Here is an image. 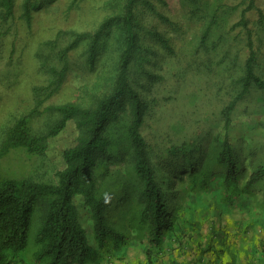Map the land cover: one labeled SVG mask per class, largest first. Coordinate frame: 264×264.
<instances>
[{
    "label": "rangeland",
    "instance_id": "1",
    "mask_svg": "<svg viewBox=\"0 0 264 264\" xmlns=\"http://www.w3.org/2000/svg\"><path fill=\"white\" fill-rule=\"evenodd\" d=\"M25 1L13 0L12 15L0 17V145L14 118L36 104V89L50 85L57 77L54 66L60 67L55 57L58 48L68 44L73 33L94 31L104 19L122 12V0H28L35 9L30 10L27 20L22 16ZM253 2L254 7L246 11L245 18L255 52L254 72L264 78V19L260 22L258 14L260 9L264 15V0ZM247 4L248 0H141L137 4L138 47L130 79L147 103L141 132L159 173L171 170V160L176 168L183 169L181 175L187 173L184 167L190 169L186 168L187 162H193L194 168L203 166L204 170L209 155H217L219 149L215 146L221 144L224 136L221 109L243 87L248 35L245 28L235 23ZM118 28L113 26L92 66L85 62L87 40L69 51V65L61 86L51 96L41 93L44 102L40 109L66 102L82 107L94 105L112 83L120 42ZM58 33L61 34L57 38ZM53 39H57L55 47L47 46V41ZM129 116L130 104L126 100L118 109L117 118L108 124L107 134L114 142L111 158L101 155L97 169L99 185L112 187L109 193L116 194V198L123 196L122 201L134 198V189L141 187L131 169L133 162L125 132ZM57 117L55 112L43 111L32 120L33 132L45 134ZM231 120L229 142L243 167L250 170L258 163L264 164V91L250 82L244 95L236 100ZM79 135L77 121L71 120L58 136L46 139L41 154H30L24 148L0 153V172L14 178L56 182V171L64 167L62 151L76 144ZM183 143L190 146L187 156L177 152L164 163L161 158L167 149ZM104 169L118 171L114 172L122 176L125 184L115 188L118 181L114 185L109 176L103 180L100 174ZM177 185L173 182L169 188L175 191ZM206 191L196 199L189 197L182 186L179 191L185 215L189 214L186 205L195 206L192 216L198 229L191 246L208 236L213 221L220 229L219 238L226 233L225 241L219 243L220 247L225 245L223 264H264V180L257 190V204L246 208H223L217 201V190ZM106 204L108 214L117 219L120 204L114 198ZM44 207V201L35 205L28 246L19 264H35V235ZM180 253L182 263L198 254L183 247ZM143 260V252L132 241L123 258L108 256L101 264H137Z\"/></svg>",
    "mask_w": 264,
    "mask_h": 264
},
{
    "label": "trees",
    "instance_id": "2",
    "mask_svg": "<svg viewBox=\"0 0 264 264\" xmlns=\"http://www.w3.org/2000/svg\"><path fill=\"white\" fill-rule=\"evenodd\" d=\"M140 1L122 0L120 15L104 19L94 31L73 33L72 40L56 52L55 57L60 64L58 69L54 66L57 77L50 85L36 89V104L14 118L7 128L0 145L1 154L16 148H24L30 154H41L45 151L46 139L58 136L71 120L77 121L80 135L76 144L62 151L64 167L56 171V182L28 177L14 178L0 172V264L23 262L21 255L28 246L33 212L38 201H44L45 207L35 235L38 245L35 264H101V260L108 256L123 258L132 241L138 244L144 254V260L137 264H223L225 245L220 247L219 243L225 241L226 233L219 238L220 229L213 225V221L208 236L200 239L194 245L195 249L191 246L198 224L192 216L195 206L186 205L189 214L185 215L183 199L179 193L181 186L194 199L207 193V188L216 189L217 201L223 208H246L257 204V190L263 186L264 164L258 163L246 170L229 142V128L236 100L244 95L250 82L264 91V78L254 72L255 52L245 18L246 11L254 7V0H248L247 6L241 10L240 19L235 23L246 29L249 55L244 64L241 91L221 109L224 136L221 144L215 146L219 151L217 155H209L204 170L203 166L194 168L193 162H187L186 168L191 170L187 171L184 167V172H187L185 175H181L183 169L176 168L173 160L171 170L164 169L165 173H159L152 161L155 158L150 156L149 145L141 132L148 107L130 79V68L138 47L135 14ZM23 5L22 16L29 20L30 10L35 7H30L28 0ZM12 9L13 0H0L1 18L11 16ZM258 14L262 22L264 15L260 9ZM113 26L119 27L120 42L110 88L96 99L93 106L82 107L66 102L40 109L44 102L41 93L46 92L45 97L51 96L61 86L69 65V51L77 43L87 40L85 62L92 66ZM56 40H49L46 45L55 47ZM126 100L130 104L125 132L133 162L131 169L141 187L134 189V198L122 201L123 196L116 198V194L109 193L112 187L99 185L97 169L101 155H109V160L111 158L109 153L114 142L107 134L108 124L117 118V111ZM43 111L55 112L58 117L45 134L39 136L33 132L31 123ZM189 147L186 143L179 147H169L167 154L160 158L166 163L177 152L187 156ZM194 147H191L192 150ZM112 170L104 169L100 175L103 180L109 176L114 185L118 181L115 188L122 187L125 184L121 180L122 176L119 177L115 173L118 171ZM173 182L179 184V189L176 187L173 191L169 188ZM112 198L120 204V216L117 219L112 218L107 211L106 203ZM173 243H176L175 248ZM181 247L188 251L196 250L198 254L190 256L189 262L182 263ZM205 253H212L213 256L205 257Z\"/></svg>",
    "mask_w": 264,
    "mask_h": 264
}]
</instances>
